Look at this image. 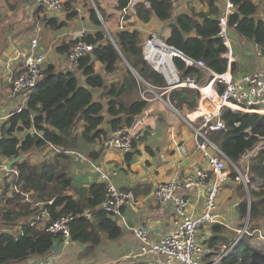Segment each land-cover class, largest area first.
Listing matches in <instances>:
<instances>
[{"label":"trees","instance_id":"1","mask_svg":"<svg viewBox=\"0 0 264 264\" xmlns=\"http://www.w3.org/2000/svg\"><path fill=\"white\" fill-rule=\"evenodd\" d=\"M132 1L116 0L115 10L123 15L124 20L129 19L124 11L132 8L137 20L143 24L149 23L151 18L162 23L169 22V35L165 39L168 45L192 59L202 60L216 74L227 71L228 63L223 57L227 50L218 37L223 12L216 0H205L206 10L192 9L190 12H176L173 0ZM92 2L94 6H86L90 24L95 30L83 33L79 39L56 49L69 57L72 45L81 40L92 46V52L79 58L71 70L57 72L54 66L48 65L42 71V79L28 94L25 107L20 112L11 113L0 126V171L5 175L0 192L5 208L0 213V221L3 225L18 224L19 228L16 235L0 233V264L50 253L57 243V236L46 228L64 213L80 215L69 224L70 237L74 242L86 244L88 250L98 246L100 233L111 240L116 239L121 232L120 224L109 213L96 209L104 198V185L96 181L90 182L87 188L75 185L61 164L66 160L64 152L79 153L78 140L87 145H100L112 131L124 126L132 127L135 119L145 110L146 102L140 98L133 102L127 99L138 95L140 90L147 98H152L148 88L162 94L179 112L197 108L199 94L192 89L164 93L165 80L143 59L142 34L137 30L125 29L112 34L104 28L109 16L96 0ZM230 3L233 11L227 16L226 30L264 51V20L255 17L258 7L251 0H230ZM261 9L264 17V5ZM42 10V7H38L34 12V23ZM76 15V12H70L67 19ZM41 22L45 27L55 29L64 25L57 18H43ZM95 62L104 66L107 75L116 74L122 62L129 68L124 67L122 74L108 84L105 76L96 73ZM173 63L182 77H201L198 71L186 68L180 59L174 58ZM236 68V62L230 64L232 75ZM79 76L83 77L84 84L80 83ZM136 78L144 83H138ZM95 89L104 90L109 100L106 105L92 100L91 91ZM104 112L108 116L106 130L100 128L105 121ZM193 115L197 116L199 112ZM220 115L225 129L209 132L207 138L239 171L247 170L248 182L246 190L238 188L240 200L235 209L238 230L246 226V233L237 237V243L218 264H264V248L258 247L259 243L255 240L258 231L264 232V147L247 161L248 164L246 162L239 166L247 152L254 151L260 142H264V115L238 113L227 108H223ZM73 129L79 131L77 140L70 138ZM22 133L24 135L20 137ZM49 146L60 148L61 152L39 165L23 160L14 163L7 171L2 170V160L10 161L21 154L32 150L42 151ZM88 153L93 160L97 152L91 150ZM228 169V178L235 180L237 172L231 165H228ZM149 191L144 189L142 194ZM9 192L10 196L6 197ZM69 192L72 194L69 195ZM85 212L90 213L92 219L81 215ZM43 215H46V220H41ZM224 232L225 229L218 224L211 225L212 236L207 247L214 253L210 255L219 252L217 244L225 240Z\"/></svg>","mask_w":264,"mask_h":264},{"label":"crops","instance_id":"2","mask_svg":"<svg viewBox=\"0 0 264 264\" xmlns=\"http://www.w3.org/2000/svg\"><path fill=\"white\" fill-rule=\"evenodd\" d=\"M67 1L68 0H65L64 2L62 0V2H64L62 5L66 7ZM71 1L74 11L70 12H76V17L82 19L85 25V29L80 30V32L83 34L94 31V26L90 25L89 15L87 13L88 7L81 5L78 9L74 8L73 4H76L77 0ZM90 1L92 6H94L92 0ZM96 1L105 11L106 15L109 16L104 28L108 25L111 30L108 29L111 33L113 32L112 34L122 29L129 31L137 30L143 34L154 28H163L164 23L157 21L155 18H151L150 22L147 24L141 23L133 14L132 8L124 11L126 16L129 17L128 20H124L123 15L115 10L116 0ZM16 2H19L20 6L11 8ZM106 2H108V6ZM132 2H135V0ZM88 4L89 3L86 1L85 5ZM37 8L38 6H35L33 0H0V10L4 11L8 17V24L5 31L2 32L3 27H0V125L5 123L11 113L16 112L21 104H26V97L23 95L16 97L10 96V87L11 80L15 77L17 69L22 64V58L29 51L24 53L21 46L24 26L27 22L36 19L34 12ZM43 11L49 16L48 19L58 18V16L61 15L60 13L53 16L46 9H43ZM41 16L42 14L40 12L37 18L39 19ZM120 17L124 22H120ZM72 20H75V17L67 21L64 19L58 21L68 24V22ZM113 26L115 29L112 28ZM47 34L51 35L50 39L54 38L50 28L43 32L46 39ZM148 34L150 33H147L145 37ZM168 35L169 29L167 28L163 33L164 39H166ZM40 46H42L41 43ZM254 47L255 46L242 39H238L236 42L233 41V51L237 64L236 72L233 74L234 77L253 72H264V58H260L256 55V48ZM66 69L71 70L69 69L68 63L67 65L65 64V67L62 65L59 70H55L60 72ZM94 69L96 73L105 76V78L107 76L113 78L108 80V84L116 80L123 72L122 67L121 71H119V68L118 74L107 75L104 73V66L98 62L94 63ZM79 80L81 84H84L82 76H79ZM137 82L141 83L140 81ZM154 93L161 100L159 99L157 100L158 102H155L157 98L154 99L155 95L150 93L152 95V98L149 97L151 101L146 103V108L143 113L135 119V123L133 124L135 125V129L132 131L133 137L134 133L138 130L140 133L135 137L132 152L124 155L115 151L104 150L101 142L100 145H95L97 153L95 158L89 162V167L81 170L79 169L74 174L69 172V164H73L76 160H79L75 156L74 153L76 152L74 151L64 152L66 160L61 162L66 172L72 177L75 185L87 188L88 184L92 181L98 183L96 175L91 168L92 163H97L105 170L113 173L111 175V181L116 187L126 191H133V194L136 193L134 195L135 202L123 208L121 218H115L121 226L120 235L116 239L111 240L106 234L100 233V242L94 250H88L86 244L72 241L69 247H64V249L60 247L57 252H50L44 256L31 255L24 261L8 264H155V258L153 256L149 254L139 255L140 245L133 235L131 228L148 229V239L150 242L160 240L170 233L173 229L172 223L175 218V209L169 204L161 205L156 203L151 197L152 189L156 184L167 182L174 172H178L180 175L193 174L198 170H206L207 163L202 158L201 153L196 149L193 127H195L198 121L197 116L192 114L193 111H177L163 98L162 94L159 95L156 92ZM142 94L143 93L139 91L138 95L136 94L135 96L129 97L127 100L129 102L136 101L139 98L141 99ZM91 95L94 102H100L106 105L109 101L104 90H92ZM103 116L105 121L100 128L106 130V121L108 120L106 112H104ZM80 125L81 124H79V126ZM75 132L76 134L73 131L70 133V138L72 140L79 139V136H77L79 131ZM178 147H184L185 151H179ZM42 151L51 152V155L54 156L55 153H60L61 149L49 146ZM28 154H26L24 160L30 163L27 159ZM45 160L46 159L39 164ZM6 162V160H2L3 165H5ZM246 164H248V162ZM243 174L247 175L246 171ZM2 180L3 175L0 172V192L2 190ZM239 187L246 190V185L242 180L237 178L231 180L228 178L226 184L220 188L216 199V209L213 213L214 219L216 220L215 224L225 229V240L217 244L220 250L222 247L225 249L229 248L232 242L240 236L237 233L239 222L235 210L240 200L238 197L240 192V190H238ZM133 189H135V191ZM144 189H150V191L146 194H142ZM71 194L72 193L69 192V195ZM184 197L188 203V213L194 217L199 216L203 211L205 188L189 189L184 193ZM46 219V215H43L41 220ZM18 230L19 228L17 226L12 232L2 229L0 233L8 232L12 235H16ZM261 231L264 233L263 230ZM211 236V225H205L197 234V239L207 246ZM255 240L258 241V243L263 242L264 245V240H257V235ZM214 256L215 255L206 256L203 259V264L211 262Z\"/></svg>","mask_w":264,"mask_h":264},{"label":"built area","instance_id":"3","mask_svg":"<svg viewBox=\"0 0 264 264\" xmlns=\"http://www.w3.org/2000/svg\"><path fill=\"white\" fill-rule=\"evenodd\" d=\"M33 2L35 6L46 9L53 16L60 14L62 11V0H33ZM251 2L261 8L264 5V0H251ZM232 11L233 6L230 0H223V14L220 19L221 29L218 36L227 50L223 57L227 60L228 68L223 74L214 73L202 60L192 59L179 49L168 45L165 39L156 33L148 34L142 42L144 61L166 82L164 93H169L172 90L192 89L199 94V105L192 114L198 111L197 118L201 122L193 127L194 139L196 149L207 163L206 170H198L193 174L180 175L178 172H174L167 182L156 184L152 189L151 197L156 203L169 204L175 209L173 229L170 233L160 240L150 242L148 229L131 228L140 245L139 255L149 254L153 256L155 264H203V259L214 252L197 239V234L203 226L216 223L213 213L216 209L219 190L228 181V165H231L237 172V179L242 180L245 185L248 182L247 175H244V172L241 173L235 165L230 163L222 151L207 138V133L225 129V124L220 115L223 108L238 113L264 115V72H253L234 77L230 71V64L235 62V55L233 41L227 35L226 20L227 16L232 14ZM37 47V41L32 40L29 51L22 58V64L11 80V97L23 95L27 101L28 94L42 79L41 67L46 60V55L37 51ZM254 48H256V55L264 58V51L257 47ZM92 50V46L77 40L72 45L68 57L69 69H73L77 64V60L91 53ZM174 58L180 59L186 68L198 71L201 77L198 78L196 75L182 77L173 63ZM136 79L144 83L140 78ZM220 88L222 89L220 90ZM147 91L155 95L152 89L149 88ZM141 99L146 103L151 101L144 94L141 95ZM25 105L21 104L16 112H20ZM203 109L205 110L202 111ZM134 129L135 125L132 127L124 126L112 131L110 136L102 141V148L124 155L132 152V131ZM178 150L185 151L184 147H178ZM74 154L80 161L86 160L83 156ZM91 168L98 183L103 184L105 189L104 198L96 209L103 210L112 217L121 218L122 208L135 202L133 192L116 187L111 181L113 173L105 170L99 164L92 163ZM2 170L7 171L5 165H2ZM192 188H205L203 211L197 217L188 213V203L184 197V193ZM49 203L51 204V202ZM81 215L88 220L92 219L91 214L88 212ZM78 216L80 215L72 213L61 214L56 220L50 222L46 228L48 232L57 236V242H60V247L63 249L69 247L72 242L69 224ZM237 233L240 236L246 233V226L238 230ZM256 234L258 240H264L262 231H258ZM236 243L237 240L227 249L222 247L208 264H218L221 259L227 256Z\"/></svg>","mask_w":264,"mask_h":264},{"label":"rangeland","instance_id":"4","mask_svg":"<svg viewBox=\"0 0 264 264\" xmlns=\"http://www.w3.org/2000/svg\"><path fill=\"white\" fill-rule=\"evenodd\" d=\"M63 1L65 2V0H63ZM86 1L89 4H92L90 0H77V3L73 4V6H74V8H77V9L79 7H81V5L86 6L85 5ZM173 1L175 3V6H176V12H178V11L190 12L192 9H194L195 11L206 10L205 0H204V2H202V0H173ZM71 2H72L71 0H68L66 7L62 5L61 15H59L57 18L59 21H61L63 19L67 21L68 20L67 19L68 12L74 11L72 9L73 7L71 5ZM106 3L108 6V2H106ZM216 3L218 5V7L220 8V10L223 12L222 0H216ZM15 6L19 7L20 3L19 2L14 3L13 7H11V8H14ZM41 14H42V16L38 19L37 22L34 23L33 21H30V22H27L25 24L24 31L22 33L23 38H22L21 46L23 48V52L26 53L30 49L31 41L36 40L38 43L37 51H40L46 55V58H45L46 60L42 64V67H41L42 71L48 65H52V66H54L55 69L59 70L62 65L64 67H65V64L67 65L68 57L66 55H62V54L58 53L56 51V49L63 44H68V43L75 41L76 39H79V37H81V35H82V32H80V30L85 29V25L83 24L82 19H80L79 17H75V20L69 21L68 24L64 23L65 26L60 27L58 29L51 28V27H45L44 26L45 24L41 22V19L48 18L49 16H47L43 10L41 11ZM255 17L258 19L264 20V17L262 15V11H261V7H258V13L256 14ZM120 22H124L121 17H120ZM7 24H8V17L6 16L4 11L0 10V27H3L2 32L5 31ZM168 24H169V22H166L163 24V28H161V29H158V28L155 29L154 28L152 30H148L146 33H143V34L141 33L142 39L144 40V37L147 33H156L161 38H164L163 33L168 28ZM2 25H4V26H2ZM48 28H50L51 32L53 33V36H54L53 39H50L51 35H49V34H47V39L43 35L44 30H47ZM108 28H109L108 25L105 26V29H108ZM112 28L115 29L114 26ZM85 32H87V31H85ZM40 43L42 46H40ZM52 62H53V64H52ZM126 66L127 65L124 62H122L119 66V68H120L119 71L122 70V67L124 68ZM117 74H118V72H117ZM106 78H107V82L109 79H113L112 77L109 78V76H107ZM140 91H142V90H140ZM154 99H156L155 102H158L157 100H159L160 98L155 95ZM198 105H199V100L197 103V107H198ZM182 111L184 112V110H182ZM72 131L76 134V132L74 130H72ZM139 133L140 132L138 130L136 133H134V137H136L137 134H139ZM23 135H24V133L20 134L19 136L22 137ZM74 140H76V139H74ZM262 147H264V142H260L254 151L247 152L245 154V156L242 158V160L240 161L239 166H242V164L246 163L259 149H262ZM91 150L94 152L97 151V150H95V146L93 147V146L87 145L83 141L78 140L77 152H79L82 156H84L86 160L85 161L76 160L73 164H69L68 168H69V172L71 174H74L79 169L81 170V169L89 167V165H90L89 162L92 161V159L88 156V154H89L88 152ZM51 154H52L51 152L32 150L28 154L27 159L31 164L38 165L44 159L48 160L50 157H52ZM23 156L24 157L20 161H22L26 158V154ZM0 172L4 178L5 177L4 173L2 171H0ZM241 173H243V172H241ZM73 178H74V176H73ZM4 180L5 179H3L1 182L2 188L4 186ZM10 194H11V192H9L8 196H6V197H9ZM31 200H33V199H31ZM4 208H5V202L3 199L0 198V213ZM17 226H18V224L3 225V223L0 221V231L2 229H4L6 231L8 230V231L12 232L16 229ZM258 247L264 248L263 242L259 243Z\"/></svg>","mask_w":264,"mask_h":264},{"label":"water","instance_id":"5","mask_svg":"<svg viewBox=\"0 0 264 264\" xmlns=\"http://www.w3.org/2000/svg\"><path fill=\"white\" fill-rule=\"evenodd\" d=\"M227 35L228 37H230L232 39V41L236 42L238 41V37L237 35H235L234 33L232 32H227ZM129 68V67H128ZM24 156L21 154L19 155L18 157L16 158H13L12 160L8 161L6 164H5V169L6 170H9L11 168V166L16 163V162H19ZM60 249V242L58 241L56 243V245L53 247L52 251L51 252H57L58 250Z\"/></svg>","mask_w":264,"mask_h":264},{"label":"bare ground","instance_id":"6","mask_svg":"<svg viewBox=\"0 0 264 264\" xmlns=\"http://www.w3.org/2000/svg\"><path fill=\"white\" fill-rule=\"evenodd\" d=\"M199 122H201V121H198L196 124H198ZM133 140H134V137H133V139H132V142H133Z\"/></svg>","mask_w":264,"mask_h":264}]
</instances>
